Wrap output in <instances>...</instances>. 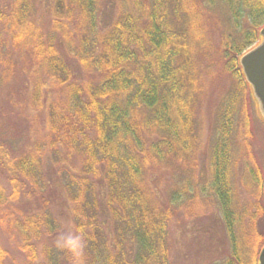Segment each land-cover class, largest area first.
Masks as SVG:
<instances>
[{"label": "trees", "instance_id": "1", "mask_svg": "<svg viewBox=\"0 0 264 264\" xmlns=\"http://www.w3.org/2000/svg\"><path fill=\"white\" fill-rule=\"evenodd\" d=\"M38 1L0 0V233L22 253L16 263L60 264V249L44 240L57 228L41 190L51 177L73 229L84 227V264H171L170 221L208 200L229 238L225 258L209 264H257L264 165L251 148L264 122L238 56L259 38L264 0H48L45 12ZM225 73L208 146L198 120L204 84ZM41 113L45 134L20 146L17 118L36 134ZM236 158L242 199L230 181ZM8 256L0 239V264Z\"/></svg>", "mask_w": 264, "mask_h": 264}, {"label": "rangeland", "instance_id": "2", "mask_svg": "<svg viewBox=\"0 0 264 264\" xmlns=\"http://www.w3.org/2000/svg\"><path fill=\"white\" fill-rule=\"evenodd\" d=\"M48 0H39V6L42 8V11L45 12L46 5ZM116 2L112 4V7H107L100 15V21L104 23V21L111 15L115 14L117 11ZM41 10V9H40ZM215 12L220 13V18L223 19L224 14L220 8L215 6ZM222 29V28H221ZM215 41L218 40V36H220V30H215ZM236 42H240L241 38H237ZM74 66H80L74 62ZM81 69V68H80ZM87 73L81 69L80 79L86 80L88 79ZM229 75L225 73L222 77H207L208 80L205 82L204 87L207 93V97L203 100L202 105L199 108L198 120L200 124H202L203 132L201 134L202 143L207 142V134L209 133V143L213 137V129L211 128L213 125V118L215 116L214 111L216 109L218 101L222 98L223 94L226 92L228 87L230 86L229 82ZM55 97V96H53ZM64 100L65 95L64 93L61 94L60 98ZM50 98V97H49ZM52 97L49 99V101ZM2 102L0 101V106ZM40 125L42 130L41 132H37L36 134L30 132L29 135L27 131H25V127H27V120L23 118H17L14 116H10V119L16 120L17 127L20 128L22 135L25 137L22 142L18 143L20 146L23 145H31L34 142L35 136H43L45 134L43 126V116L44 113L40 115ZM212 120V122H211ZM211 127H209L210 122ZM209 122V125H208ZM208 125V126H207ZM256 132L254 135V139L252 142L253 148L252 151V158L256 161H261L260 164L264 165V127H261L259 124H256ZM35 127V126H34ZM254 128V129H255ZM212 129V130H211ZM24 146V147H25ZM71 162L77 166L78 160L74 157L71 158ZM53 156L49 154L47 159L45 160V169L49 171L54 165ZM201 170V169H200ZM242 170H243V163L241 158H236L234 160V164L230 167V181L232 186L237 189L241 199L244 196V188L241 184L242 178ZM202 171V170H201ZM54 172V171H53ZM203 177L202 182L206 179V171H202ZM241 177V178H240ZM46 179V189L41 187L43 192L45 191L46 196L48 198V210L56 220V232L49 236H44V240L50 246H57V239L62 232H67L70 229H73V221L70 212V205L65 203V197L59 188V185L56 181L52 180V178H45ZM0 180L3 179V173H0ZM2 181L3 186L6 188L8 185L7 182ZM8 190V188H7ZM205 196H208L207 194ZM26 205L28 209H31L36 203L29 202L25 199ZM200 204V203H199ZM203 207L195 209L196 217L192 218V211L187 212L184 216L183 211L179 210L180 212L177 214L175 218H173L169 223V231H168V246H169V259L171 264H209L212 261L220 260L225 258V254L229 248V238L227 233L224 230V226L222 223L221 215L219 208L215 201H207ZM209 208V209H208ZM40 209V208H39ZM0 239L6 245L9 256L6 259L7 264H17L22 263L24 257L21 252L17 250L15 244L12 240H8L6 236L0 233ZM58 247V246H57ZM59 248V247H58ZM61 254L58 257V262L60 264H74L73 258L71 254H67L65 251L59 248ZM17 262V263H16Z\"/></svg>", "mask_w": 264, "mask_h": 264}, {"label": "water", "instance_id": "3", "mask_svg": "<svg viewBox=\"0 0 264 264\" xmlns=\"http://www.w3.org/2000/svg\"><path fill=\"white\" fill-rule=\"evenodd\" d=\"M258 40L238 56L244 81L249 86L255 112L264 122V23L258 30ZM264 191V180H263ZM257 264H264V244L259 249Z\"/></svg>", "mask_w": 264, "mask_h": 264}, {"label": "clouds", "instance_id": "4", "mask_svg": "<svg viewBox=\"0 0 264 264\" xmlns=\"http://www.w3.org/2000/svg\"><path fill=\"white\" fill-rule=\"evenodd\" d=\"M57 246L71 254L74 264H84V250L86 247L84 227L62 232L57 239Z\"/></svg>", "mask_w": 264, "mask_h": 264}]
</instances>
